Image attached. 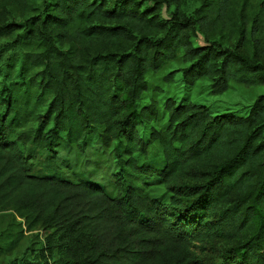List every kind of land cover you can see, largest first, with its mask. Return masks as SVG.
<instances>
[{"label": "trees", "instance_id": "16d2710c", "mask_svg": "<svg viewBox=\"0 0 264 264\" xmlns=\"http://www.w3.org/2000/svg\"><path fill=\"white\" fill-rule=\"evenodd\" d=\"M185 1L0 0V39L24 50L0 63V262L43 229L10 264H264V94L214 113L150 80L264 86V0ZM93 137L110 186L58 164ZM212 240L216 259L194 250Z\"/></svg>", "mask_w": 264, "mask_h": 264}, {"label": "rangeland", "instance_id": "374dc122", "mask_svg": "<svg viewBox=\"0 0 264 264\" xmlns=\"http://www.w3.org/2000/svg\"><path fill=\"white\" fill-rule=\"evenodd\" d=\"M201 0H186L182 9L188 15H193L196 9L200 6ZM164 16L168 17L169 13L164 10ZM14 38L0 39V63H8L10 60H17L18 66L20 65L21 58L24 50L15 46ZM194 46H205L206 40L203 34L197 33L193 38ZM183 51L180 52L179 57L172 63H169L168 70L179 69L184 63L182 61ZM1 66V65H0ZM166 69V70H167ZM161 74H166V71H162ZM150 80L155 84H160L163 88L162 96L166 94L175 95L176 98H189L200 104H204L212 109L214 113L233 111L239 115H247L249 107L255 102V100L264 94V86L258 87H246L242 84L232 82L229 90L222 95H212L209 91V80H203L198 86L188 90L183 82L181 76L177 75L173 84L165 85L156 76H151ZM150 97V94L146 95L145 100ZM145 102V101H144ZM166 122L162 118L160 120L159 127H164ZM32 126H36V122L32 123ZM31 127V124L30 126ZM151 125L147 128H140V133L143 138H148L151 131ZM58 164L61 165L65 175L74 176V174H82L84 178H88L91 181L100 182L110 186L109 182L114 180L113 174L116 171L115 158L108 157V153H105L101 148L100 143L93 137L90 145L85 149L75 148H61L59 150ZM139 157V155H137ZM156 158V157H154ZM45 158L42 159L44 161ZM157 160V159H156ZM37 171V168L33 172ZM116 187L114 186L113 189ZM2 229V228H1ZM34 233L39 234V239H36L31 234H27V238L23 241L20 250L5 256L0 264H10L14 260L20 259H35L37 247L41 246L40 241L44 239L47 234L43 229H39ZM194 250L201 254V256L207 257V259L214 260L222 252V245L217 240L195 243Z\"/></svg>", "mask_w": 264, "mask_h": 264}]
</instances>
